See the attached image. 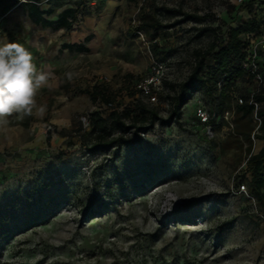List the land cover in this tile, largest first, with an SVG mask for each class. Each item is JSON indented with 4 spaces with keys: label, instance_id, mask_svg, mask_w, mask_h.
Wrapping results in <instances>:
<instances>
[{
    "label": "rangeland",
    "instance_id": "374dc122",
    "mask_svg": "<svg viewBox=\"0 0 264 264\" xmlns=\"http://www.w3.org/2000/svg\"><path fill=\"white\" fill-rule=\"evenodd\" d=\"M7 1L0 43L23 44L52 78L36 96L43 114H13L0 126V264H264V214L246 169L249 149L257 153L264 140L254 137L257 115L238 112L239 99H251L264 81L262 48L261 69L236 79L222 105L199 88L180 121L156 124L138 145L90 152V128L82 123L94 111H111L85 89L102 85L124 108L142 97L137 83L155 58L165 62L166 80L178 84L194 51L226 40L230 25L256 14L263 35L262 0L253 12L252 0H40L57 12L81 7L71 31L49 33L33 24L28 2ZM182 11L210 16L161 30L146 24L171 23ZM206 23L218 36L195 38ZM64 42L88 51L64 49ZM206 63L213 67L212 56ZM167 91L164 85L156 103L165 116ZM200 107L216 113L212 133L199 122ZM238 127L253 128L252 143Z\"/></svg>",
    "mask_w": 264,
    "mask_h": 264
},
{
    "label": "trees",
    "instance_id": "16d2710c",
    "mask_svg": "<svg viewBox=\"0 0 264 264\" xmlns=\"http://www.w3.org/2000/svg\"><path fill=\"white\" fill-rule=\"evenodd\" d=\"M17 1V0H16ZM39 1L28 2L26 4L29 15L35 18L37 24L44 28L61 29L70 31L77 22L78 15L81 12V3L85 5L94 0H79V5L67 7L57 14L55 19H47L45 16H51L55 13L56 7L42 9L39 6ZM256 0H252L248 4L250 12L256 7ZM10 5L7 0H0V16L3 11H7ZM181 17L175 19L171 23H161L159 20L146 23L147 26L155 30L175 27L187 21H194L198 24H203L209 18L208 14L180 12ZM145 26V25H144ZM140 28H143L141 26ZM219 29L206 23L201 25L195 38L203 37L207 34L218 36ZM261 20L256 14L246 22L238 26L230 25L228 28L227 39L222 42L213 41L206 49H196L194 51L195 62L191 68L188 77L178 83L173 84L164 81V85L168 87L165 97L162 99L167 102L168 114L162 115L160 108L156 103L149 102L143 96L133 99L124 108L115 107L109 113L102 111H94L91 113V125L89 129V151L97 152L102 149L120 148L122 146H135L143 141L142 134L151 131L156 124L169 126L174 122L180 121L183 115V109L191 100L192 95L199 89L205 90L208 98L215 105H222L223 98L227 94V90L232 86L234 81L246 74L255 76L250 71L243 67V60L247 56V34H261ZM87 41L91 40V35L87 36ZM62 48L76 50L78 52L88 51L84 43H63ZM264 50V49H263ZM212 56L213 67H208L206 56ZM261 69V68H260ZM264 82V81H263ZM263 82L258 91L252 94L251 99H243V103L238 106V112L243 117H249L256 113L261 119L259 130L260 133H255L254 137L264 140V86ZM223 84V85H221ZM93 102H104L107 105L112 102V97L109 91L102 85H96L92 89H85ZM162 93V92H161ZM160 93V94H161ZM230 107V105H228ZM226 107L225 109L229 108ZM205 108V107H203ZM206 109V108H205ZM209 111V110H208ZM215 114L213 111H209ZM214 120V119H213ZM254 127V126H253ZM251 127L249 130L236 129V132L243 135L246 140L252 143ZM133 133L132 136H127L126 133ZM50 137V135H48ZM246 161L247 172L250 174L249 190L256 197L260 209L264 214V145L257 153H251Z\"/></svg>",
    "mask_w": 264,
    "mask_h": 264
},
{
    "label": "clouds",
    "instance_id": "9594fccd",
    "mask_svg": "<svg viewBox=\"0 0 264 264\" xmlns=\"http://www.w3.org/2000/svg\"><path fill=\"white\" fill-rule=\"evenodd\" d=\"M72 79L73 74H66ZM52 74L38 70L33 63L32 53L17 42L0 43V126L8 124L13 114L32 115L46 111L45 106L37 107L36 96L49 83Z\"/></svg>",
    "mask_w": 264,
    "mask_h": 264
},
{
    "label": "built area",
    "instance_id": "2783aa9c",
    "mask_svg": "<svg viewBox=\"0 0 264 264\" xmlns=\"http://www.w3.org/2000/svg\"><path fill=\"white\" fill-rule=\"evenodd\" d=\"M243 0H239L242 2ZM23 2H30V0H19V3ZM258 6V3H256ZM264 7V0H262L261 5L259 7ZM5 15L0 16V33L3 31V24H4ZM247 56L243 60V67L248 71H252L253 74L258 73L260 69V63L258 60V47L264 49V34L263 35H255L253 33L247 34ZM166 71L167 66L164 61L159 59H154L151 64L150 73L143 77L138 83L137 88L139 89L141 96L146 98L149 102L157 103L159 100L158 95L164 88V81L166 80ZM258 75V74H256ZM241 104L243 103V98L239 99ZM110 110L115 108V105L111 102L107 105ZM256 114V113H255ZM197 116L199 122L204 124L208 128V133H212L213 123L212 120L215 118V114H211L207 109L200 107L197 111ZM258 117V116H257ZM259 119V126H260V118ZM82 123L85 127H89L91 125V114L82 118ZM145 134V133H143ZM242 190L246 189L245 184L241 185L240 187Z\"/></svg>",
    "mask_w": 264,
    "mask_h": 264
},
{
    "label": "crops",
    "instance_id": "0c3cea01",
    "mask_svg": "<svg viewBox=\"0 0 264 264\" xmlns=\"http://www.w3.org/2000/svg\"><path fill=\"white\" fill-rule=\"evenodd\" d=\"M42 8V7H41ZM48 8H50V7H47V8H45V9H48ZM52 8V7H51ZM42 9H44V8H42ZM64 10V9H63ZM62 11V10H61ZM61 11H58L57 12V9H56V11H55V13H57V14H59ZM54 13V14H55ZM54 14H52L51 16H45L47 19H55V18H57V16H53ZM28 16H29V18L31 19V21L33 22V24H35V25H37L40 29H42V30H44V31H46V32H48L49 33V31H47L48 29H50V30H52V31H58V32H69V31H66L64 28H61V29H58V30H56V29H53V28H44V27H42L41 25H39V24H37V22L35 21V18L34 17H31L30 15H29V12H28ZM78 19H79V15H78ZM71 31V30H70ZM89 36V35H88ZM65 43V42H64ZM67 43H71V42H67ZM73 43V42H72ZM76 44H81L80 42H76Z\"/></svg>",
    "mask_w": 264,
    "mask_h": 264
}]
</instances>
